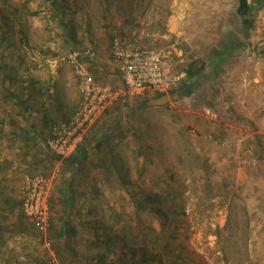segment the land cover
Segmentation results:
<instances>
[{
  "label": "rangeland",
  "instance_id": "obj_1",
  "mask_svg": "<svg viewBox=\"0 0 264 264\" xmlns=\"http://www.w3.org/2000/svg\"><path fill=\"white\" fill-rule=\"evenodd\" d=\"M55 1L58 5L54 0H0V128L5 112L16 105L12 93L26 89L13 82L21 65L29 74L39 64L51 65L52 58L64 65L73 84L63 94V119L79 100L76 75L62 60L70 50L94 47L98 57L91 66L111 67L113 79L107 82L121 88L111 57L115 35L162 50L172 68L186 72L181 86L194 76L200 57L191 47L197 39L188 44V37L201 29L192 13L182 18L189 21L182 25L183 34L168 30L180 1ZM223 2L225 15L237 12V0ZM238 17H231L230 29L219 24L218 47L227 41L228 31L245 38ZM262 17L258 12L255 20ZM257 27L251 41L264 55V31ZM11 66L18 70H9ZM202 92L194 83L188 94L174 92L164 104L145 107L141 103L158 93L120 99L102 117L107 119L92 135L85 155L60 159L47 149L48 135H30L26 146L34 145V150L22 152L25 166L18 172L59 177L55 199L60 209L51 212L48 231L40 232L24 214L22 197L12 196L0 177V242L33 244L30 253L40 264H264L259 256L264 253V166L255 151L244 161L221 159L219 143L210 133L203 135L200 120L203 113L217 114L220 103L203 100ZM205 120L207 126L208 116ZM53 124L45 125L48 132ZM8 139L0 135V175L9 173L15 155L3 148ZM69 198L72 213L64 220L66 206H60ZM62 221L66 230H61ZM42 239L50 245L34 243ZM2 254L19 258L21 250L8 246Z\"/></svg>",
  "mask_w": 264,
  "mask_h": 264
},
{
  "label": "crops",
  "instance_id": "obj_2",
  "mask_svg": "<svg viewBox=\"0 0 264 264\" xmlns=\"http://www.w3.org/2000/svg\"><path fill=\"white\" fill-rule=\"evenodd\" d=\"M179 1L178 10L175 9L176 11L171 14L168 30L172 34H183L182 25L189 23V21L184 23L185 20L183 21L182 18L185 15L188 16L190 13H192L190 17H194L193 23L197 24V29L199 27L201 29V34L188 37L190 39L188 44H191L193 38L197 39V44L191 47L195 49L200 60L197 63L194 76H190L189 78L187 76L186 83H191V85L196 83L198 88L203 89L201 94L203 100L205 97L212 99L214 106L217 102L220 103L217 114L213 113L212 116L205 113L202 114V119L200 120L202 121V127H204V130H202L203 135L210 133L216 138L217 143H219L218 149L220 152H223L220 154L223 161H244L249 158L248 152L255 151L257 160H259L260 165L264 166V55L260 50L261 48H253L251 41V36L254 35L252 29L255 26H258L257 28L260 29L259 32L264 31V26L262 27L261 25V21L264 22V11L262 9L258 10L256 14L260 12V15L263 16L262 19L258 18L255 20V14L253 16L254 25L248 27L246 25L247 22L245 21L244 24L242 17L239 15L238 17L235 12L231 16L224 14L226 8L223 7V1L225 0H176V3ZM231 17L241 19L242 35L245 38L243 39L240 34L234 35L228 31L229 35L226 36L227 41H224L223 46L218 47L216 38L220 39L222 36V32L218 30V26L219 24H225L226 29H230L228 27L230 22H232L230 20ZM254 38L259 39L255 36ZM56 60L57 58H52L51 65L49 64V66L44 65L45 67H43L39 64L35 69L31 68L32 73L30 74L29 69L26 71L25 65L19 66V70L13 66L10 67L11 69L9 70L13 72L19 71V74L14 73L16 76V79L13 81L14 84H17L16 86L21 85V88L24 85L26 89L18 90L15 94L11 92L19 100L15 99L16 102L13 105H16L12 106L11 112H5L3 120L4 129L0 128L2 139L10 138L5 141L6 147H3L4 150L10 149V151L15 152L12 160L13 163L10 169H8L9 173L0 175L4 179L2 180L3 184L9 185L12 196L17 195L19 198L22 197L21 188L27 176L37 173L50 176L52 178L50 189V209L52 215L56 209H60L58 201L55 199L59 177L47 172L26 174L23 177V174L18 172V168L21 170L23 169L22 165L25 166V161L20 160L23 156L22 152L34 150V145L29 147V136L38 133L48 135L49 137L50 130L48 132L45 125L49 123L53 124L65 117L63 108L65 99L63 94L65 89L68 88L67 86L73 84V78L71 79L70 76L66 75L64 65L61 63L57 64ZM96 66L98 67L96 68ZM96 66L91 67V69L96 77L102 76L98 77V80L105 82L107 79H113V75L110 74L111 67L108 68L106 65L102 67L101 64ZM74 79L77 81L76 86L78 88L77 77L75 76ZM8 81L11 82L10 79ZM207 116L209 121L206 126L205 119ZM106 119L103 118L93 126L88 137L85 139L86 143L84 141L80 144L77 154L85 155L87 152L86 145L93 140L92 135L98 132L101 124ZM2 132H4L5 137H3ZM19 140H23V142ZM7 142H10L9 146ZM27 144L29 146H26ZM4 154L7 155V152H4ZM71 199L69 198L68 201L64 200V203L60 206H66L64 211L62 208L61 214L64 215V220L72 213ZM62 229H67L66 222L62 221ZM261 234L264 235L263 233ZM261 240H264V236ZM42 241L44 242H32L37 245L39 244L38 246L40 247L44 245L49 246L51 243L46 239H42ZM3 243L0 242V252L9 246L10 248L20 249L21 256L19 255V258L5 259L4 254H2L0 256L1 264H38L39 260L34 258L30 253V250L34 247L33 244L11 239ZM263 246L264 244H260V247ZM259 256H263L260 258V261L264 263V253Z\"/></svg>",
  "mask_w": 264,
  "mask_h": 264
},
{
  "label": "built area",
  "instance_id": "obj_3",
  "mask_svg": "<svg viewBox=\"0 0 264 264\" xmlns=\"http://www.w3.org/2000/svg\"><path fill=\"white\" fill-rule=\"evenodd\" d=\"M139 40L131 42L117 35L112 37L111 57L121 78V88H114L110 82L100 81L93 74L91 62L98 57L94 47H77L62 57L77 77L79 100L67 119L56 121L51 127L47 148L55 157L75 156L93 126L120 99L146 92L168 95L181 87L186 72L176 71L162 50ZM51 183L50 176L37 173L27 176L21 188L23 212L42 233H46L50 225Z\"/></svg>",
  "mask_w": 264,
  "mask_h": 264
},
{
  "label": "trees",
  "instance_id": "obj_4",
  "mask_svg": "<svg viewBox=\"0 0 264 264\" xmlns=\"http://www.w3.org/2000/svg\"><path fill=\"white\" fill-rule=\"evenodd\" d=\"M54 3L56 5H58L57 4L58 2L56 3L55 0H54ZM262 8H264V0H238V5H237V9H236L237 12L236 13L240 17H242V21H243L244 24H245V21H246L247 22L246 25L248 27H251V26L254 25L253 24L254 23L253 16L256 14V12L258 10H260ZM93 62H91V64ZM191 87H192L191 83H185L175 93L177 95L188 94L191 91ZM162 95H163L162 93H158L155 96L159 97V96H162ZM126 99L127 98H125L124 101H127ZM147 101L148 100H145V102L141 103L142 107H145L147 105Z\"/></svg>",
  "mask_w": 264,
  "mask_h": 264
},
{
  "label": "water",
  "instance_id": "obj_5",
  "mask_svg": "<svg viewBox=\"0 0 264 264\" xmlns=\"http://www.w3.org/2000/svg\"><path fill=\"white\" fill-rule=\"evenodd\" d=\"M169 99L167 94H163L162 96L152 98L147 101V105H159L164 104Z\"/></svg>",
  "mask_w": 264,
  "mask_h": 264
}]
</instances>
